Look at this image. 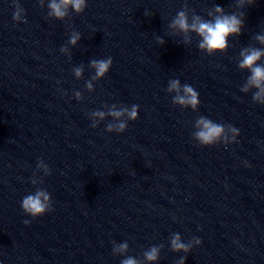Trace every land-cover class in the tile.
<instances>
[{"label":"clouds","instance_id":"9594fccd","mask_svg":"<svg viewBox=\"0 0 264 264\" xmlns=\"http://www.w3.org/2000/svg\"><path fill=\"white\" fill-rule=\"evenodd\" d=\"M41 8L45 7V0H38ZM256 3V0H233L235 11L226 13L224 8L219 5L207 11L208 19L197 14L191 9L185 0L182 10L178 11L175 17L168 25L170 34L173 36H182L183 44L190 45L195 34L199 37L197 44L201 52L212 56L216 53H224L229 47V38L238 37L245 28L246 12L244 9ZM88 4V0H48L47 16L50 19L64 21L70 18L74 12L82 14ZM14 12L13 21L16 23H27L25 9L19 3V0H13ZM149 15L145 13V16ZM81 33L73 30L70 33L69 40L66 45L60 48V52L71 56L70 48L75 47L81 39ZM253 39L261 46H245L242 47L237 57L238 68L240 71L247 70L250 75L241 85L240 91L247 94L252 92V102L254 104L264 105V32L256 34ZM159 45H164L165 40L162 37H156ZM113 64L111 56L104 59H92L89 68L94 70V74L86 82L85 88L88 92L94 91V83L102 80L109 72ZM76 79H81L84 73V66H76L73 68ZM254 90V91H253ZM166 92L172 95V104L183 109H191L197 111L200 105L199 93L190 84H181L178 78L170 79ZM74 97L77 101L83 100L84 97L80 91H74ZM103 109H97L89 112L91 127L96 128L100 122L111 117V122L107 123L106 131L109 133H123L128 128L129 121L138 119L139 105L133 104L117 106L116 104L103 106ZM194 131L192 139L200 147H211L223 144L227 147L229 144L237 142L240 135L238 128L231 124H222L206 116H199L193 124ZM37 172L31 178V184L35 187V191L25 195L21 200V209L25 215L33 219L41 217L47 213L54 211L52 206L51 194L44 188L38 187L43 183V177L38 173L43 172L44 176L51 175L50 167L40 159L37 162ZM25 225L30 223L29 220L24 221ZM170 250L175 253H184L175 264H185L187 254L191 252L194 245H200L201 240L198 237L185 243L182 241L179 233H173L169 237ZM112 255L123 256L120 264H157L160 259V253L163 245H152L142 254L141 258H135L127 255L129 244L127 241L117 243L112 242Z\"/></svg>","mask_w":264,"mask_h":264}]
</instances>
